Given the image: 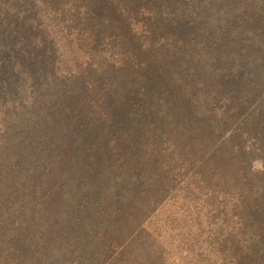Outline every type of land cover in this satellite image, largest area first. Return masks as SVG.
I'll return each mask as SVG.
<instances>
[{
	"label": "trees",
	"instance_id": "16d2710c",
	"mask_svg": "<svg viewBox=\"0 0 264 264\" xmlns=\"http://www.w3.org/2000/svg\"><path fill=\"white\" fill-rule=\"evenodd\" d=\"M162 202L264 264V0H0V264H167Z\"/></svg>",
	"mask_w": 264,
	"mask_h": 264
},
{
	"label": "rangeland",
	"instance_id": "374dc122",
	"mask_svg": "<svg viewBox=\"0 0 264 264\" xmlns=\"http://www.w3.org/2000/svg\"><path fill=\"white\" fill-rule=\"evenodd\" d=\"M74 153L77 159L78 156L76 150ZM77 163V160L73 162L72 158H70L68 161L70 170H72ZM251 167L253 172L259 173L263 170V163L261 160L257 159L251 163ZM112 185L113 180L111 178H105L104 186L101 190H108V193L110 194V192H112V189L110 190ZM148 216L149 217L146 219V221H148L145 222L142 227L148 230L149 234H152V236L157 238L155 239L156 245L164 252L163 259L167 264L189 263V258L184 259L186 254H183V257L181 256L183 250V247L180 244L181 237L176 236L178 233V231H176L177 227L171 223V219H175L172 205L170 203L164 204V202L157 203L156 209H154L152 213H148ZM150 231H152V233ZM192 260H194V258Z\"/></svg>",
	"mask_w": 264,
	"mask_h": 264
}]
</instances>
